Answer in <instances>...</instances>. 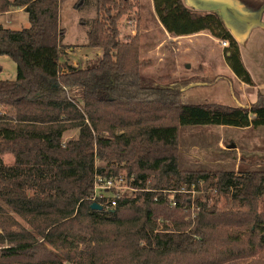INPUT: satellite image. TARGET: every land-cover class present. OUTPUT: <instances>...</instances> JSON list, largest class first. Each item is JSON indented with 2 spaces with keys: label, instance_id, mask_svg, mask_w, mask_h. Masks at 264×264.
Instances as JSON below:
<instances>
[{
  "label": "trees",
  "instance_id": "obj_1",
  "mask_svg": "<svg viewBox=\"0 0 264 264\" xmlns=\"http://www.w3.org/2000/svg\"><path fill=\"white\" fill-rule=\"evenodd\" d=\"M137 1L95 0L85 47L101 55L81 68L60 63L59 0H0V14L23 9L29 23L17 31L0 25V56L16 65L15 79L0 81V126L11 130L0 136V264H235L263 253L264 171L180 170L178 129L264 127V97L194 105L147 81L139 36L119 37ZM151 1L169 35L207 32L227 42L228 69L254 85L217 15L182 0ZM134 15L128 22L138 23ZM70 130L76 138L63 143ZM118 169L141 191L117 200L112 213L91 210L94 174ZM182 187L204 194L192 199Z\"/></svg>",
  "mask_w": 264,
  "mask_h": 264
},
{
  "label": "rangeland",
  "instance_id": "obj_2",
  "mask_svg": "<svg viewBox=\"0 0 264 264\" xmlns=\"http://www.w3.org/2000/svg\"><path fill=\"white\" fill-rule=\"evenodd\" d=\"M135 4L136 7L134 10L129 15L124 16L119 22V37L123 42L134 37L136 34L139 36V31L141 32L142 30L140 26L143 23L139 25V30H137V22H128V18H137L134 15L135 12L139 13L138 16L140 14L143 17L147 16V25L149 28L152 27V22L148 16L150 12V0H138ZM21 12L22 9H12L6 13H1L0 25L3 28L14 31L28 28L27 15ZM95 15V0H59V27L63 30L61 44L65 46L63 53L60 55V63L62 66L66 64L86 68L96 65L97 59L101 55L100 51L85 47L87 43L86 33ZM127 30L130 31V36L126 38V34H128ZM215 46V50L211 52L212 57L215 58H211L209 62H206L203 45L191 46L186 51L187 53L179 50L174 51L173 49L167 50V47L143 45L139 48V59L140 61L147 62L148 66L141 69L140 74L154 85L175 89L180 93L182 102L184 100L181 97L180 90L186 88L188 84L202 82L211 85L217 80H222L223 85L225 84L227 89L229 86L228 92L230 90L231 95L233 94L232 96L226 94L204 95L200 93L189 97V99L204 103L197 105L215 104L227 106L220 104L225 99V96L226 98H234V96H237L236 98L238 100V96L241 93H246L247 95V93L254 90L255 85L248 87L233 79L230 76V70H227L228 67L224 61L225 58L222 50L218 45ZM208 68L209 70H206ZM210 72L218 75L211 74ZM205 74H210V76L203 77L202 81H194L195 79L192 78L195 75ZM15 77V63L6 56H0V81H12ZM190 77L192 79H188ZM229 81L231 84H229ZM110 84H112L111 80L109 81ZM223 90H225V86ZM258 95L264 97L260 93ZM186 103L189 104L190 102ZM178 130V168L180 170L235 173L264 171V127L184 126L179 127ZM10 133L11 130L9 128L0 126V136L7 137L10 136ZM74 138H76V132L75 130H70L64 134L62 140L64 143ZM2 161L5 164L13 163L10 155H3ZM101 166L103 167V165ZM120 166L123 167V165ZM107 176L116 177L118 183L123 187L119 193L120 198H129L128 196L132 194L130 185L134 181V175H129L125 170L118 169L116 174L108 173ZM148 185L149 181H147L145 184L146 188L143 190L151 191L150 188H147ZM200 187L201 185H199ZM194 188H189L191 189L189 190L186 187H182L179 194L184 193L192 199L201 197L204 194L203 191H195ZM133 190H136L137 193L141 191L139 188ZM152 191L155 192V190ZM159 194L164 197L168 195L166 191L159 192ZM101 196L100 198H113L116 196V191L106 189L102 191ZM189 220H193L192 215H190ZM263 256L264 251L261 255L259 253V255L250 260L239 261L235 264H264ZM61 262V264H67L63 260Z\"/></svg>",
  "mask_w": 264,
  "mask_h": 264
},
{
  "label": "crops",
  "instance_id": "obj_3",
  "mask_svg": "<svg viewBox=\"0 0 264 264\" xmlns=\"http://www.w3.org/2000/svg\"><path fill=\"white\" fill-rule=\"evenodd\" d=\"M182 2L191 10L202 13H213L221 17L227 30L237 42L242 63L255 85L254 90L247 93V95L246 93H241V95L238 96V100L236 98L237 96L234 98H226L225 96V99L220 104L227 105L228 107H236L237 104L248 105L254 103L258 93L264 95V11L262 12L260 20L255 18L256 12L264 6V0H182ZM149 11L148 16L152 22V27L150 28L147 25V16L143 17L141 14L138 16L137 30H139V25L143 23V25L140 26L142 30L141 32L139 31L140 47L143 45H150L154 47H167V50L173 49L174 51L179 50L186 52L191 46L203 45L206 55L205 61L209 62L211 58H215L212 57L211 52L215 50V45H218L224 56V49L220 46L218 40L212 38L207 32H200L188 36H171L166 33L160 25L154 13L151 0ZM127 32L126 38L130 36V31L127 30ZM206 70H209V68ZM227 70L229 71L228 68ZM210 73L218 75L214 72ZM229 73L233 79L238 81L231 71H229ZM209 76L210 74L195 75L192 78L195 79L194 81H202L203 77ZM192 78L190 77L188 79ZM222 82V80H217L211 85L202 82H192L188 84L186 88L180 90L182 94L181 97L184 102L186 101L190 102L189 104L197 105L204 103L190 100L189 97L200 93L204 95H231L230 90L228 92L229 86L227 85V89L226 85H223ZM229 84H231L230 81ZM224 86L225 90H223Z\"/></svg>",
  "mask_w": 264,
  "mask_h": 264
},
{
  "label": "built area",
  "instance_id": "obj_4",
  "mask_svg": "<svg viewBox=\"0 0 264 264\" xmlns=\"http://www.w3.org/2000/svg\"><path fill=\"white\" fill-rule=\"evenodd\" d=\"M220 46L222 48H225L227 46V42L225 41H221L219 42ZM130 185V184H129ZM130 187L132 188V195H134L135 192H137L136 190L133 189H137L136 186H133V181L131 182ZM122 186L120 183H118V180L116 179V177H112V176H107V174H98L95 173L94 174V184H93V191L92 194L90 195V197L88 198V200L91 203H96L99 206H101L102 210L100 212H104L106 214H109L110 212L112 213L115 206H116V201L121 199L119 196V193L122 190ZM109 189V190H115L116 191V196L113 198H103L104 201L103 202H98V199H101L100 197L102 194V191ZM100 193V194H99ZM128 196V197H130ZM98 198V199H97ZM174 204L172 203L171 206H173Z\"/></svg>",
  "mask_w": 264,
  "mask_h": 264
},
{
  "label": "water",
  "instance_id": "obj_5",
  "mask_svg": "<svg viewBox=\"0 0 264 264\" xmlns=\"http://www.w3.org/2000/svg\"><path fill=\"white\" fill-rule=\"evenodd\" d=\"M263 11H264V6H263L262 8H260V9L256 12V14H255V18H257L258 20H260V17H261V15H262V12H263ZM217 16H218V17L220 18V20L222 21L221 17H220L219 15H217ZM222 23H223V21H222ZM223 25L225 26L224 23H223ZM225 28L227 29L226 26H225ZM237 106H238V104H237ZM240 106H243V105H240ZM229 148H232V147H229ZM90 209L93 210V211H101V210H102L101 206H99L98 204H91Z\"/></svg>",
  "mask_w": 264,
  "mask_h": 264
}]
</instances>
